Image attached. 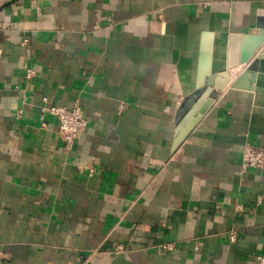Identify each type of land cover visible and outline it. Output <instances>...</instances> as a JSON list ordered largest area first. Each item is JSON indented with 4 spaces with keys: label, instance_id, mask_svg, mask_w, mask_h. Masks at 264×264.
Returning <instances> with one entry per match:
<instances>
[{
    "label": "crops",
    "instance_id": "obj_1",
    "mask_svg": "<svg viewBox=\"0 0 264 264\" xmlns=\"http://www.w3.org/2000/svg\"><path fill=\"white\" fill-rule=\"evenodd\" d=\"M260 33L264 0H0V264H264Z\"/></svg>",
    "mask_w": 264,
    "mask_h": 264
},
{
    "label": "built area",
    "instance_id": "obj_2",
    "mask_svg": "<svg viewBox=\"0 0 264 264\" xmlns=\"http://www.w3.org/2000/svg\"><path fill=\"white\" fill-rule=\"evenodd\" d=\"M32 69L25 70V77L32 78L34 76ZM43 102H47V98L43 97ZM41 110L48 112L57 121V135L62 143L63 149L69 151L72 149L75 140L85 131L87 127L86 119L83 116L80 103L75 101L71 107L58 105H44ZM243 166L247 168H260L264 165V151L259 147L246 144L242 155ZM230 240L233 236L230 235ZM164 248L169 246L164 245ZM260 262H264V257H259Z\"/></svg>",
    "mask_w": 264,
    "mask_h": 264
},
{
    "label": "water",
    "instance_id": "obj_3",
    "mask_svg": "<svg viewBox=\"0 0 264 264\" xmlns=\"http://www.w3.org/2000/svg\"><path fill=\"white\" fill-rule=\"evenodd\" d=\"M250 38H252L255 41V45L251 46L250 48L249 47L247 48L246 52L243 53V55L241 56L240 61L238 62L239 65L242 64V63H245L246 61H248L250 59V57L252 56V54L259 48V46L264 41V33H260L259 36H256V37H243V41L246 40V39H250ZM231 44H232V42H231ZM233 52H234V50H233L232 46L229 47V52H228V58L229 59H228V63H227V68L228 69H231V68H233V67H235L237 65L236 64V60L234 59V53ZM205 57H206V59L208 58L207 55H205ZM262 58H263V55H259L258 58L254 59L248 65L246 72L255 71L258 68L257 65H258L259 62H261ZM204 65H205V69L203 70L202 75H203L204 72H206L208 70V61H206L204 63ZM260 70H262V68ZM202 75H201V77H202ZM201 77H200V79H201ZM197 95H198V92L193 93V94L183 98V100L181 101V103H180V105H179V107L177 109V112H176V121H177V123H179V124L184 123V121H185L184 116L187 114L186 110L188 109L189 105L196 99ZM210 103H211V99H208L207 102L204 103L200 109H198L197 113L193 112L194 117L191 120L190 125L192 123H194V121L199 117V114L204 113V111L206 110V108L208 107V105ZM185 117H187V116H185Z\"/></svg>",
    "mask_w": 264,
    "mask_h": 264
},
{
    "label": "bare ground",
    "instance_id": "obj_4",
    "mask_svg": "<svg viewBox=\"0 0 264 264\" xmlns=\"http://www.w3.org/2000/svg\"><path fill=\"white\" fill-rule=\"evenodd\" d=\"M203 93H205V92H203Z\"/></svg>",
    "mask_w": 264,
    "mask_h": 264
}]
</instances>
